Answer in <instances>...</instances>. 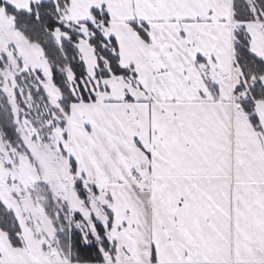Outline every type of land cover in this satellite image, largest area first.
<instances>
[{"label":"snow or ice","instance_id":"obj_1","mask_svg":"<svg viewBox=\"0 0 264 264\" xmlns=\"http://www.w3.org/2000/svg\"><path fill=\"white\" fill-rule=\"evenodd\" d=\"M0 264H264V0H0Z\"/></svg>","mask_w":264,"mask_h":264}]
</instances>
